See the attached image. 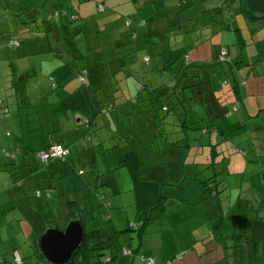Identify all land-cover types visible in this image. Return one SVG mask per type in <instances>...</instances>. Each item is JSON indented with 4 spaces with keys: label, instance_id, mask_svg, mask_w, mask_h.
<instances>
[{
    "label": "rangeland",
    "instance_id": "374dc122",
    "mask_svg": "<svg viewBox=\"0 0 264 264\" xmlns=\"http://www.w3.org/2000/svg\"><path fill=\"white\" fill-rule=\"evenodd\" d=\"M244 5L245 0H0V100L10 110L0 120L4 150L40 147L39 141L30 143L23 125L20 130L23 119L39 125L34 123L38 109L47 114L48 103L77 91L79 71H87L88 83L96 74L91 100L109 108L92 125L86 120L78 124L71 112L48 118L47 135L71 153L65 163L49 165L56 173L48 169L44 177L37 160L23 151L14 160L1 157L0 184L4 180L11 187L21 180L25 185L17 195L22 196L32 180V190H51L50 197L45 191L41 199H55L30 200L32 205L12 200L18 217L9 222L8 233L0 234L3 262L12 264V245L19 252L29 251L30 245L39 256L35 238L47 226L67 223L61 207L65 202L76 213L71 201L81 209L86 234L104 229L105 243L93 252L95 259L109 255L113 247L117 261L126 264H233L221 260L234 235L244 239V252L249 251L255 211L264 217V27L251 32L252 25L240 14ZM11 39L19 46L9 47ZM221 49L235 60L231 70L241 83L239 111L214 122L222 133L199 130L207 125L200 122L205 117L199 108L187 111L185 120L182 112V120L172 112H155L147 89L172 87L184 63L228 68L229 63L215 64ZM49 78L60 84L51 87ZM229 78L230 71L220 76ZM23 96L35 109L32 117L20 108ZM145 108L151 112H142ZM184 121L197 130L183 132L179 126ZM182 135L187 137L180 142ZM209 144H218L227 165L210 164ZM128 149L140 157L141 178L153 176L162 185L164 203L151 210L144 233L135 216L132 180L119 163V153ZM7 209L1 213L11 211ZM19 215L31 225L32 234L26 231L30 241L16 232ZM262 249L264 233L257 253ZM128 250L136 253L134 258Z\"/></svg>",
    "mask_w": 264,
    "mask_h": 264
},
{
    "label": "trees",
    "instance_id": "16d2710c",
    "mask_svg": "<svg viewBox=\"0 0 264 264\" xmlns=\"http://www.w3.org/2000/svg\"><path fill=\"white\" fill-rule=\"evenodd\" d=\"M201 1L204 2L207 0ZM240 14L243 19H245L249 24L252 25L253 28L251 32H257L264 27V0H245V5L240 10ZM10 42H15L16 47L19 46V42L16 39H11L8 42V46L13 47V45H9ZM246 46H248V44H246L245 47ZM235 56H237V58L239 59L242 55L240 54ZM230 57V53L227 49H221L219 60H217L215 64L220 65L221 63H229L228 68H222V66H220L219 69L217 67L212 68L214 64L210 65V62L204 64L200 62H189L186 64L184 63L181 72L174 78L172 87L169 88L167 86H160L150 90L144 87L148 91V100L151 101V104L156 105L155 108L157 109H155V112H157L158 110H161L164 113L172 112L177 118H181V120L183 119L181 115L182 112L184 114L185 120V116L188 115L187 111L196 113V111H194V107L199 108L202 109L203 115L205 117L202 119L199 118L200 122L207 123L206 128L201 127L199 130L205 133L207 132V130L211 132H217L218 134L222 133V129L214 125L215 120L221 116H230L233 112H238L241 106V83L240 80H238L234 76V71L231 70V66L236 62L235 60H231ZM224 71H230L233 79L229 78L225 81H223V79H220V76ZM85 73H87V71H85L84 73H81L79 71V88L76 89L77 91L73 92L67 99H60L54 103H48L47 114L40 108L38 109L39 116H35L34 123H37L39 125L31 124V121L28 122L25 119H23V122L21 123L20 130H22L23 125V130H27L30 134V136H28V133L26 131V137L27 139H29L30 143L34 145L35 141H39L40 147L33 148V146H31L30 144L26 146L24 150H20L21 152H25V156H28L30 159L37 160L42 168H49L50 164V166L52 167V164L56 161H58L59 163H65V161L71 154L70 150L68 148H65L64 150H67V155L64 157H49L48 159H46V161H42L40 159L39 154L47 151L53 145H57L63 148L62 145H60L58 142L52 141L49 135H47L46 133V124L49 117L53 116V114L65 115L71 112L72 114H74V116H77L79 118L78 120L80 122L78 124H81L84 120H86L88 125H92L97 116L106 114L109 111V108H107V106L100 104V102L98 101L94 102L91 100L90 85L92 83H98L97 76L96 74H93L91 76L90 83H88V79L86 78ZM241 81L243 83L245 82V80L242 79ZM23 98L24 99L22 103L24 106L20 108L24 110L25 117H32L33 115H35V109H32L30 107L29 100L27 104L25 100L26 97L23 96ZM134 103H136V100ZM113 107L114 106L112 105V110ZM145 110H147L146 112H151L150 110H148V108L142 109V112H145ZM8 116H10L9 107L2 100H0V120ZM162 119L163 118H158V122ZM163 122L164 120H162V123ZM179 127L183 132L187 130H197L195 128L190 129L185 121L183 123H180ZM183 137L187 136L182 135V140H179L180 142L183 141ZM175 143L177 142H174L171 145L176 146ZM187 146L189 145L187 144ZM208 147L210 148L211 165H227L226 156L222 153V151L217 150L219 147L218 144H209ZM124 148L125 147H121L118 149ZM232 150L233 152L236 151L235 149ZM21 152H18V148L14 149L12 147L10 151H5L4 153L6 156L8 155L7 158L11 159L15 158L16 154ZM119 163L123 168L126 169L129 177L132 180V191L135 199L136 219L142 222L141 231L142 233H144L145 226L148 225V223L151 221V210L164 203V198L160 194V188L162 187V185L154 181V177H152L153 180L141 178L142 174H140L139 172L141 161L136 151L128 149L125 152H120ZM71 182L73 184H76L73 181ZM45 191L46 190H35V197L33 198L39 199V197ZM261 202L263 204L262 207H264V197L263 199H261ZM75 203V201H71L68 202V205L75 207ZM259 207L262 208L261 206ZM77 212L78 210H76V214ZM255 213L256 219L254 221L252 237L250 239L249 251L244 252V248L242 246V242L244 241V239H241L240 236L236 235L231 236L229 237V239L231 240L232 246L230 247L229 245H225L224 249H228L229 251L228 254H226L221 260V263L223 260H225V258L227 261L233 264H245L246 261L247 264L264 262V249L259 251L262 252L261 254L257 253L260 236L264 233V217H262L261 214H257L259 213V210L255 211ZM132 229H137L136 225H133ZM103 231L104 229L93 230L92 232L86 234L85 244L81 248L79 253L74 257V262L72 264H111L117 260V255L110 258H104V255H100L99 258H94L93 252L100 249L97 248V246L100 245V247H103L101 246V244L104 242L103 239L105 238ZM96 241L100 243L93 246ZM15 250L17 249H13L11 253ZM124 250L126 249H123L122 252ZM17 251L19 252V250ZM88 252H91V255H87ZM128 252L130 254V257L132 256L134 258L133 255H136V253L132 251L128 250ZM248 253L249 256L247 257L246 255ZM0 260L3 264V258L1 256ZM218 263L219 262H216L215 264Z\"/></svg>",
    "mask_w": 264,
    "mask_h": 264
},
{
    "label": "crops",
    "instance_id": "0c3cea01",
    "mask_svg": "<svg viewBox=\"0 0 264 264\" xmlns=\"http://www.w3.org/2000/svg\"><path fill=\"white\" fill-rule=\"evenodd\" d=\"M47 80H50V82L52 83L51 84V87H56V85L59 83L60 84V82H56L54 79H47ZM64 88H65V86H64ZM64 97H60V99L61 100H64L63 99ZM48 105V104H47ZM9 117V116H8ZM8 117H6V118H8ZM3 119H5V118H3ZM3 119H1V120H3ZM77 122L79 123L80 121L79 120H77ZM2 131H1V129H0V138H2V133H1ZM5 132V131H4ZM4 136H6V137H8L9 136V134L6 132L5 134H4ZM18 148V147H17ZM11 150V149H10ZM9 150V151H10ZM5 151H7V150H4L2 147H1V145H0V161H1V157L2 158H5V159H9V158H7V156L5 155ZM135 151V150H134ZM18 152H21V150H20V148H18ZM18 154H20V153H17L16 154V156H15V158H11V159H9V160H14V159H16V157L18 156ZM31 163L32 162H28L27 163V165L26 164H24V165H26L24 168H28L29 167V165H31ZM227 164H228V161H227ZM23 169V168H22ZM21 169V170H22ZM29 169V168H28ZM48 169H50V170H48ZM55 169V171L56 170H58L59 169V167H55L54 168ZM20 170V171H21ZM47 170L48 171H52V172H54V170H52V168H46V169H44V168H41L40 170H39V172H41V173H43V176L44 177H47ZM61 171V169L59 170V172ZM22 172V171H21ZM54 173H56V172H54ZM58 173V172H57ZM27 174H25L24 176H26ZM153 177V176H152ZM27 178V177H26ZM2 184H0V186H2L1 188H2V191H0V217L1 216H3V215H5V217L3 218V219H1L0 218V234L2 233V232H7L8 233V229H10V226H8V224H9V222L10 221H13V220H15L17 217H18V214L16 213V212H14V211H12V209H15L16 207H14V205H13V202H12V200H14V201H16V200H19V201H21V202H23V203H21V204H29V205H32V203L31 202H29L30 200H34L35 198H33V197H30V195H33L34 196V191L35 190H40V189H35V190H32V189H34L35 187H32L33 185H32V180H31V183L30 184H26V187H25V189H23V194H22V196H19V195H17V194H20V193H22V192H18L17 193V191H18V189H19V187L21 188H23V186L25 185V184H23V182L21 181V180H19V181H15L14 182V184H13V186H11V187H7V183L4 181V180H2V182H1ZM10 184V183H9ZM10 186V185H9ZM9 188V189H8ZM11 188V189H10ZM43 190H46L47 192H45L48 196L47 197H50V195H51V190H49V187H45ZM8 193V195H9V197L8 198H5L4 197V195H1V193ZM27 196V197H26ZM35 197V196H34ZM41 197L42 196H40L39 197V199H41ZM53 200H55L54 198H45V199H41V201H53ZM166 201V200H165ZM9 206V207H8ZM1 208L2 209H10L11 211L8 213V211H6V210H4L3 211V213H1ZM68 208H70V207H68ZM7 209V210H8ZM61 210H62V213L64 214V216H66V217H68V218H70L71 216H74V215H76V213L74 212L73 213V211H70V210H68L67 208H66V206H65V202H63V204H62V207H61ZM71 210H78V212H77V214L78 215H80V218H81V221H82V215H81V209L79 208V206H78V203L76 202L75 203V207H73V209H71ZM34 215V214H33ZM135 216H136V213H135ZM28 218L26 217H22L21 215H19V218H18V221L17 222H19L18 223V225H17V233H19V235H22V234H26V231L29 229L30 231H31V234H32V228H31V225H30V223H28L27 224V222H26V220H27ZM1 220H3V221H1ZM30 220L33 222L34 220L32 219V218H30ZM36 234V233H35ZM35 234L33 233V237H35ZM26 236H27V238L28 239H26V241L27 240H29L30 241V239L32 238H30L29 239V236L26 234ZM8 239H10V238H8ZM36 239V238H35ZM10 240H12V239H10ZM204 240H205V238L202 240V242L204 243ZM0 243H4L2 240H0ZM13 246V248L11 249V251L13 250V249H17L18 250V248L17 247H15L14 245H12ZM112 246V245H111ZM29 251H25V250H22L21 252H20V256L22 257V260H23V264H42L43 263V261L41 260V258H39V256L38 255H36V254H34V252H33V250H31L32 249V246H30L29 245ZM11 253V252H10ZM117 255V253H116V248L115 249H113V247H111V250H110V253H109V255H104L103 257L104 258H110V257H112V256H116ZM1 257L3 256V255H0ZM102 257V258H103ZM127 263V261L126 262H119V261H114L113 263H111V264H126ZM132 263H134V262H132ZM3 264H9L6 260H5V262H3ZM44 264V263H43Z\"/></svg>",
    "mask_w": 264,
    "mask_h": 264
},
{
    "label": "water",
    "instance_id": "95a60500",
    "mask_svg": "<svg viewBox=\"0 0 264 264\" xmlns=\"http://www.w3.org/2000/svg\"><path fill=\"white\" fill-rule=\"evenodd\" d=\"M85 241L84 225L76 214L61 228L47 226L36 238L35 249L44 264H72Z\"/></svg>",
    "mask_w": 264,
    "mask_h": 264
},
{
    "label": "built area",
    "instance_id": "2783aa9c",
    "mask_svg": "<svg viewBox=\"0 0 264 264\" xmlns=\"http://www.w3.org/2000/svg\"><path fill=\"white\" fill-rule=\"evenodd\" d=\"M9 45L16 46L15 42H10ZM225 54V53H223ZM67 155V150H64L60 146L53 145L51 146L47 151L40 153L39 157L42 161H46L49 157H64ZM38 194V193H37ZM0 264H2V261L0 260ZM12 264H23L22 258L17 250L12 252ZM149 264V262H148ZM150 264H154V262H150Z\"/></svg>",
    "mask_w": 264,
    "mask_h": 264
}]
</instances>
